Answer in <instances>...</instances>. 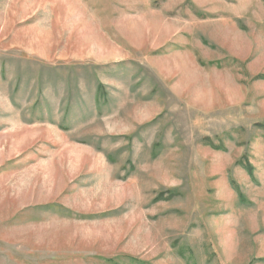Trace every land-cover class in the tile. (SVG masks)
<instances>
[{"label": "rangeland", "instance_id": "1", "mask_svg": "<svg viewBox=\"0 0 264 264\" xmlns=\"http://www.w3.org/2000/svg\"><path fill=\"white\" fill-rule=\"evenodd\" d=\"M0 264H264V0H0Z\"/></svg>", "mask_w": 264, "mask_h": 264}]
</instances>
